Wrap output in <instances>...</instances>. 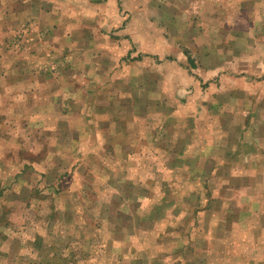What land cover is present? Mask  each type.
<instances>
[{
	"label": "rangeland",
	"instance_id": "rangeland-1",
	"mask_svg": "<svg viewBox=\"0 0 264 264\" xmlns=\"http://www.w3.org/2000/svg\"><path fill=\"white\" fill-rule=\"evenodd\" d=\"M178 1L180 13L156 8L152 36L144 48L139 40L128 49L133 57L99 55L90 63L102 91L81 94L83 101L98 97L129 119L125 145L135 155L114 158L108 149L85 153L65 138L67 126L58 127L62 140L46 138L47 120L63 111L32 107L31 85L51 78L37 94L43 104L63 83L56 76L71 78L79 62L67 42L50 49L57 27L47 36L27 13L46 0H0V264H264V118L243 125L249 110L238 104L222 110L228 124L211 117L207 126L205 116L213 115L212 98L237 101L226 90L242 84L241 63L257 74L248 83L264 79V60L239 58L264 52V0ZM131 2L128 8L140 0ZM140 49L155 59H141ZM99 67L114 71L98 78ZM32 115L37 134L22 126ZM115 126L125 136V126ZM24 160L40 169L21 168Z\"/></svg>",
	"mask_w": 264,
	"mask_h": 264
},
{
	"label": "crops",
	"instance_id": "crops-1",
	"mask_svg": "<svg viewBox=\"0 0 264 264\" xmlns=\"http://www.w3.org/2000/svg\"><path fill=\"white\" fill-rule=\"evenodd\" d=\"M46 1L47 4L45 8H38L36 6L35 8L28 10L27 13H29V15L36 20L35 25L41 27L42 30L47 31V36L51 35L48 33L47 29L56 26V40L54 39L53 42L48 41L49 48L50 46H52L50 49H55L57 48V46L61 48L63 46L62 44L67 42L72 45L70 51L73 49V53H70V55L68 54V56H71V59H75V61L79 62V68L71 70V78L66 79L63 74L56 76L57 79L63 78V83L55 92V95L43 97V104H39L40 100L37 94H39L40 92L45 93L42 89V86H44L47 80H50L51 78L47 77L49 78L47 80L37 79L36 83H33L31 85V88L34 89L32 92L34 95H31L29 100V102H31L32 104V107H34L35 104L38 105V107L39 105L41 107L48 105L52 107H58L63 111L60 113L59 117H56L54 120H52L51 118L47 120V123L52 126V129L45 132L46 138L50 139L56 135L62 140L63 132L62 130L61 132L58 131V127L67 126L69 127V129L65 135V138L70 140L73 139L74 142L79 143L81 146L83 145V150L90 156H101V151L107 149L109 151H114H111L109 153L110 157L116 158L120 155L129 156L131 154V156H133V151L128 152V148L125 145V142L127 140L130 141V130L128 125L129 119L124 118L119 120L115 113L113 115V112L108 110L109 103L107 102L106 104H104L103 101H98V97L95 98L94 101H90L89 98L88 102L83 101V96L81 94L92 92L100 93L102 91V88L99 89V86H93V80L90 78V75H93L92 68L90 69V63L93 60L98 59L99 55H107L108 58L116 62L120 60V56L124 53H127L126 57H129V55L133 57V55H135V52H130L128 51V49L132 46L135 47V43H137L139 40H150L152 36V33L150 32V20L151 15L155 13L156 8L159 7V13L167 9L174 10L176 13H180L183 11L181 9L182 6L180 5V2L178 0H159L157 4L153 5L151 0H140V3L136 4L137 7L128 8L126 4L128 2L132 3L131 0ZM202 1L205 4L209 3V0ZM228 7L231 6L228 5ZM233 7H235V5ZM142 21V25H139ZM92 26L95 27V29L99 32L97 35L84 33V29H88ZM161 31L165 33V29ZM70 37L80 38L84 40H68V38ZM232 39H235V37L232 36ZM192 40H196V38H193ZM198 40H201V38H198ZM232 41L235 42L236 40ZM243 41V43L245 44L251 43V40ZM260 41L261 40H256L255 43ZM164 42H166L165 38ZM262 42L264 43V40H262ZM144 44L145 41L143 42L142 48H144ZM119 45L120 48L118 47ZM79 46H84V48L82 47L79 49ZM141 51H143V54L141 53L139 55L141 59H145V57H153L155 59V56L144 55L146 53L143 49H140L136 53H140ZM48 53L50 54V52H47V57H49ZM180 54L183 55L182 51L180 52ZM167 56L168 57H165L164 59L165 61L172 59L171 57H169V55ZM42 58V60H45L44 57ZM183 58L184 57L181 56L178 60L180 61ZM186 58L189 65L191 66L190 68H193L194 61L187 54ZM239 58L240 60L245 62H248L250 60L262 61L264 60V52L260 51L258 53H254L253 56H251V54L247 52L244 54H240ZM47 60L49 59L46 58L45 61ZM115 67H117V63H114V68ZM239 68L240 72L237 79L238 81H241L242 84L238 87V90L233 88H228L226 90V92L235 94L234 97L237 101L232 102L233 99L229 100L228 97L229 101L227 102L225 95H220L222 96L221 98H212L211 104L208 108H211L212 110L214 109V111L212 116L206 111L205 116L207 126L214 123H210L211 117L213 119L222 118V120L223 118H225L226 124H228L230 118H227L226 114L224 115L223 111L228 108L232 109L234 108V106L232 105L237 104L238 108L249 110L246 117L244 118L243 125H256L258 123H263V121H259V119H263L264 115L262 116L260 113V116H257V113L259 109L264 110V79L261 80L260 85H257V83L254 85L250 84L248 83V77H257L255 76L257 75L254 72L255 70L252 71V68H250L248 64L246 65L242 63L239 65ZM98 69L99 70L96 74L98 78H103L104 75H108L114 71L112 70L107 72L105 67H99ZM194 75L199 76L200 72L196 71L194 72ZM231 78L233 81L234 76L232 75ZM212 86L213 85L208 84L209 91H215L214 89H211ZM80 95L82 96L81 98ZM75 97L80 99L76 100ZM68 98L71 99L67 100ZM112 108H115L113 104L110 105V109ZM220 112L223 113V116L219 115ZM36 118V116L32 115V117L26 118L27 120L22 124V126H31L30 129L32 134L38 133V128L36 126L38 124V121ZM240 123L242 124V122ZM116 124H118L119 127L121 125L125 126V136H121V134H119V129L117 128V126H115ZM74 126H78V128L76 129L74 128ZM106 140L108 143H110V145L100 144V142L103 143V141L106 142ZM87 141L89 142L88 144ZM56 146L57 144L55 145V148ZM91 146L96 147V149L91 148ZM109 146L111 149H109ZM79 147L80 146L78 145V148ZM20 149L21 148L19 147L15 148L16 151H19ZM88 150L89 152H87ZM97 150L100 151L101 155L97 153ZM81 151L82 150H80L79 156L82 155ZM71 157L72 156H70L69 158ZM38 164V162H29L24 160L21 168L29 166L30 170H33L34 167H36V165ZM78 166L80 168L81 164H78ZM37 167L38 169H40L39 165ZM73 167L74 165L71 166V168ZM78 170L79 169L75 167L73 169V172ZM70 199V202L74 200L73 198ZM254 203H263V201L257 200Z\"/></svg>",
	"mask_w": 264,
	"mask_h": 264
}]
</instances>
